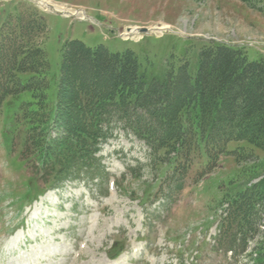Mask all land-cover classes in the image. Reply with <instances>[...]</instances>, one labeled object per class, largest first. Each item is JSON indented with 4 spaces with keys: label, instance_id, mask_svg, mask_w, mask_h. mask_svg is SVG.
Returning <instances> with one entry per match:
<instances>
[{
    "label": "rangeland",
    "instance_id": "rangeland-1",
    "mask_svg": "<svg viewBox=\"0 0 264 264\" xmlns=\"http://www.w3.org/2000/svg\"><path fill=\"white\" fill-rule=\"evenodd\" d=\"M48 1L66 12L40 0H0V39L15 37L20 19L44 20L51 103L70 41L131 50L160 79L184 65L193 72L200 49L212 43L264 60V0ZM128 29L137 33L125 38ZM83 66L81 75L93 78ZM20 97L0 109V264H264L263 151L233 142L211 164L203 151L173 159L117 124L92 171L61 174L41 165L21 105L30 94ZM54 109L37 114H48L50 124ZM232 212H246L244 224ZM113 246L123 252L111 261Z\"/></svg>",
    "mask_w": 264,
    "mask_h": 264
},
{
    "label": "trees",
    "instance_id": "trees-1",
    "mask_svg": "<svg viewBox=\"0 0 264 264\" xmlns=\"http://www.w3.org/2000/svg\"><path fill=\"white\" fill-rule=\"evenodd\" d=\"M11 33L15 37L3 33L0 39V109L30 94L21 105L31 115L26 118L32 121L28 132L44 167L60 168L61 174L78 172L79 167L92 171L98 146L117 124L153 151L174 154L173 159L203 151L211 164L233 142L264 152V60L249 58L242 48L204 46L193 72L184 65L160 79L143 69L131 50L112 53L104 46L70 41L51 103L46 23L35 17L20 19ZM15 38L23 45L17 46ZM83 63L95 72L93 78L81 75ZM105 72L107 81L96 75ZM48 104L55 107L50 124L48 114H37ZM245 213L232 212L233 222L244 224Z\"/></svg>",
    "mask_w": 264,
    "mask_h": 264
},
{
    "label": "bare ground",
    "instance_id": "bare-ground-1",
    "mask_svg": "<svg viewBox=\"0 0 264 264\" xmlns=\"http://www.w3.org/2000/svg\"><path fill=\"white\" fill-rule=\"evenodd\" d=\"M40 1H41V4H43V6H45L46 9H54L55 11L66 12L62 7H59L58 5H55L48 0H40ZM69 13H71V15H79L80 14L79 12H74V11H71ZM81 16H84V15L81 14ZM168 29H170V26L165 25L162 28H159L157 30L161 31V30H168ZM136 33H137V31L133 30L132 33L125 34L124 36H125V38H127V36L134 35Z\"/></svg>",
    "mask_w": 264,
    "mask_h": 264
},
{
    "label": "water",
    "instance_id": "water-1",
    "mask_svg": "<svg viewBox=\"0 0 264 264\" xmlns=\"http://www.w3.org/2000/svg\"><path fill=\"white\" fill-rule=\"evenodd\" d=\"M140 33H147L148 32V29L146 28H143V29H138ZM132 30L131 29H128V32H131Z\"/></svg>",
    "mask_w": 264,
    "mask_h": 264
}]
</instances>
